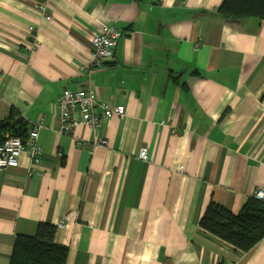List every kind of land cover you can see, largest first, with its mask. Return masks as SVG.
Instances as JSON below:
<instances>
[{
    "label": "crops",
    "instance_id": "crops-1",
    "mask_svg": "<svg viewBox=\"0 0 264 264\" xmlns=\"http://www.w3.org/2000/svg\"><path fill=\"white\" fill-rule=\"evenodd\" d=\"M47 1L49 21L0 0V124L44 122L40 162L0 172V264L39 222L66 264H264V239L242 252L199 226L210 199L238 213L264 186V20L224 19L223 0ZM103 24L121 35L87 67ZM86 87L124 114L59 133L57 95Z\"/></svg>",
    "mask_w": 264,
    "mask_h": 264
},
{
    "label": "trees",
    "instance_id": "trees-1",
    "mask_svg": "<svg viewBox=\"0 0 264 264\" xmlns=\"http://www.w3.org/2000/svg\"><path fill=\"white\" fill-rule=\"evenodd\" d=\"M217 13L224 19L256 17L264 20V0H223ZM261 99L264 100V91ZM0 129L10 134L22 135L21 127L10 126L5 120ZM199 226L214 237L245 252L264 239V203L253 195L246 200L238 213L231 212L213 199L208 202ZM56 226L39 222L33 235H17L9 264H66L68 247L55 241Z\"/></svg>",
    "mask_w": 264,
    "mask_h": 264
},
{
    "label": "built area",
    "instance_id": "built-area-1",
    "mask_svg": "<svg viewBox=\"0 0 264 264\" xmlns=\"http://www.w3.org/2000/svg\"><path fill=\"white\" fill-rule=\"evenodd\" d=\"M47 0H37L36 7L46 21L52 19L48 12ZM29 30H33L30 26ZM121 32L114 25L103 24L100 30L90 37L91 53L87 67L98 68L104 61L114 53L117 40ZM58 108L59 133L72 134L74 128L79 125L91 127L95 133L103 119L114 115H123L125 108L122 104L112 105L109 102L97 98L95 91L90 88L69 89L64 88L56 97ZM44 126L42 118L34 121L31 128L22 135L7 133L0 141V172L6 168L18 166L19 158L26 154L31 165L41 160L43 149L37 142L38 131ZM176 134L175 128L172 130ZM95 144H106L104 137L96 136ZM139 158L146 160L149 156L147 147H141L138 153ZM182 167V166H181ZM253 196L264 203V186L255 189Z\"/></svg>",
    "mask_w": 264,
    "mask_h": 264
},
{
    "label": "water",
    "instance_id": "water-1",
    "mask_svg": "<svg viewBox=\"0 0 264 264\" xmlns=\"http://www.w3.org/2000/svg\"><path fill=\"white\" fill-rule=\"evenodd\" d=\"M21 118H18L17 120H20Z\"/></svg>",
    "mask_w": 264,
    "mask_h": 264
}]
</instances>
